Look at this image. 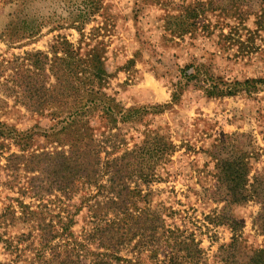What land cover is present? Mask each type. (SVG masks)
Wrapping results in <instances>:
<instances>
[{
	"label": "rangeland",
	"instance_id": "obj_1",
	"mask_svg": "<svg viewBox=\"0 0 264 264\" xmlns=\"http://www.w3.org/2000/svg\"><path fill=\"white\" fill-rule=\"evenodd\" d=\"M98 2L101 11L90 18L82 37L75 26L89 16L94 3L98 4L94 0H0L2 122L26 131L37 126L48 128L63 117L60 109L33 113L23 106L26 80L20 62H16L28 52H49L58 36H65L76 46L82 40L98 45L111 74L107 92L124 108L169 104L171 84L178 80V70L192 62L206 64L215 76L229 81L264 77V29H259L254 16L245 15L243 24H233L222 10L227 4L234 5L233 0ZM197 4L203 9L198 24L211 27L180 37L176 22H180L184 8ZM253 11L264 12V5L255 3ZM224 22L235 28L222 30ZM31 31L37 33L33 38L29 37ZM50 83H54L53 78ZM98 115L95 114L94 126L101 128ZM156 134L173 144V153L162 162L153 157L144 167L154 174L149 177L150 200L157 204V210L170 215L166 218L170 228L185 235L193 233L201 243L207 264H225L233 228L244 246L239 262L247 250H264V219L259 217L264 207V88L250 95L207 98L190 87L177 104L160 114H148L141 124L128 130V147L151 135L148 147L157 149ZM72 136L68 133L60 138L65 142ZM6 144L10 153L19 152L11 142ZM45 144L42 137L36 138L34 148L46 147ZM148 155L149 152L146 159ZM8 156L4 149L0 157V214L9 206L17 207L15 199L36 209L38 202L31 196L23 197L20 185L11 183L4 168ZM241 167L243 181H238L235 171ZM23 182L26 178L22 177ZM241 195L245 196L243 201ZM139 205L147 206L143 202ZM77 220L74 232L81 237L90 228V221L85 211ZM27 232L20 223L0 225L3 239L16 240ZM30 257L26 250L8 251L0 241V264H30ZM158 259L164 256L158 255Z\"/></svg>",
	"mask_w": 264,
	"mask_h": 264
},
{
	"label": "trees",
	"instance_id": "obj_2",
	"mask_svg": "<svg viewBox=\"0 0 264 264\" xmlns=\"http://www.w3.org/2000/svg\"><path fill=\"white\" fill-rule=\"evenodd\" d=\"M233 1L234 5L222 8L233 24H243L245 15L254 16L259 29H264V12L253 11L254 4L264 5V0ZM94 2L98 4L94 3L89 16L86 14L84 22L75 26L82 37L90 18L101 11L98 0ZM201 6L183 9L180 22H176L180 37L211 27L198 24ZM224 27L235 28L225 22L221 29ZM31 32L29 37H35L37 33ZM222 35L226 37L223 32ZM98 48L83 40L76 46L65 36H58L49 52H28L16 59L26 80L23 106L33 113L60 109L63 117L48 128L37 126L26 131L0 120V157L7 149L4 168L8 177L11 183L20 185L23 197L31 196L38 202L34 209L15 199L17 207L9 206L0 214L1 226L20 223L28 231L16 240L0 235V241L8 251H28L30 264H207L195 235L170 228L166 223L170 215L157 210V204L150 200L149 177L154 174L146 172L144 164L153 157L162 162L171 156L173 144L156 134L157 149L148 147L151 135L129 148L126 133L148 114H160L177 104L190 87L207 98L250 95L264 88V77L229 81L215 76L206 64L192 62L178 70V80L171 84L169 104L124 108L107 92L111 74ZM1 67L2 63L0 77ZM51 78L54 83H50ZM96 113L101 128L94 126ZM68 133L73 134L72 138L63 142L61 135ZM40 137L46 147L34 148L35 139ZM7 141L19 152L10 153ZM239 169L235 171L236 180L243 181L244 168ZM22 177L26 182L21 184ZM241 196L243 201L245 196ZM75 197L79 200L74 204ZM142 202L147 205L145 208L139 207ZM82 211L86 212L90 228L79 237L74 227ZM259 217L264 219V207ZM233 231L225 264H264V250L251 248L238 261L244 246L236 229ZM22 245L26 246L20 249ZM158 255L164 259H158Z\"/></svg>",
	"mask_w": 264,
	"mask_h": 264
}]
</instances>
